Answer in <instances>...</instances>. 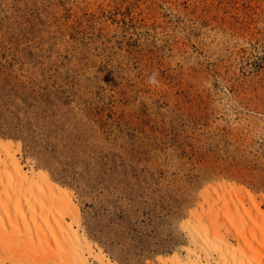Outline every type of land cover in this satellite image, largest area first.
<instances>
[{
    "label": "rangeland",
    "instance_id": "rangeland-1",
    "mask_svg": "<svg viewBox=\"0 0 264 264\" xmlns=\"http://www.w3.org/2000/svg\"><path fill=\"white\" fill-rule=\"evenodd\" d=\"M0 141L112 264L188 259L215 189L264 196V0H0Z\"/></svg>",
    "mask_w": 264,
    "mask_h": 264
},
{
    "label": "bare ground",
    "instance_id": "bare-ground-1",
    "mask_svg": "<svg viewBox=\"0 0 264 264\" xmlns=\"http://www.w3.org/2000/svg\"><path fill=\"white\" fill-rule=\"evenodd\" d=\"M20 152L19 145L0 141V264H112L81 232L73 192L26 170ZM259 198L231 186L215 189L193 229L188 259L162 264H264Z\"/></svg>",
    "mask_w": 264,
    "mask_h": 264
}]
</instances>
